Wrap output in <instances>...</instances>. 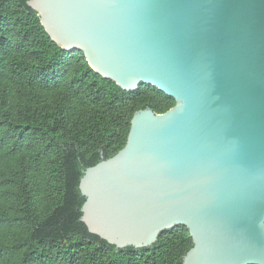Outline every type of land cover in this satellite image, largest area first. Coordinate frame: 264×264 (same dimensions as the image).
<instances>
[{
  "label": "water",
  "instance_id": "95a60500",
  "mask_svg": "<svg viewBox=\"0 0 264 264\" xmlns=\"http://www.w3.org/2000/svg\"><path fill=\"white\" fill-rule=\"evenodd\" d=\"M45 32L124 91L126 144L87 168L81 221L117 249L188 229L182 264H264V0H29Z\"/></svg>",
  "mask_w": 264,
  "mask_h": 264
},
{
  "label": "trees",
  "instance_id": "16d2710c",
  "mask_svg": "<svg viewBox=\"0 0 264 264\" xmlns=\"http://www.w3.org/2000/svg\"><path fill=\"white\" fill-rule=\"evenodd\" d=\"M29 0H0V264H182L189 231L117 249L81 221L87 168L126 144L133 115L175 100L151 85L124 91L45 32Z\"/></svg>",
  "mask_w": 264,
  "mask_h": 264
}]
</instances>
